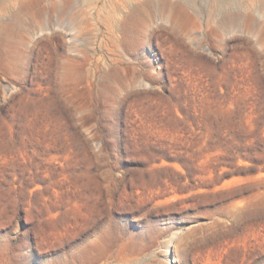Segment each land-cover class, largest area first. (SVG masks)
Segmentation results:
<instances>
[{
	"label": "rangeland",
	"instance_id": "obj_1",
	"mask_svg": "<svg viewBox=\"0 0 264 264\" xmlns=\"http://www.w3.org/2000/svg\"><path fill=\"white\" fill-rule=\"evenodd\" d=\"M0 264H264V0L0 2Z\"/></svg>",
	"mask_w": 264,
	"mask_h": 264
},
{
	"label": "bare ground",
	"instance_id": "obj_2",
	"mask_svg": "<svg viewBox=\"0 0 264 264\" xmlns=\"http://www.w3.org/2000/svg\"><path fill=\"white\" fill-rule=\"evenodd\" d=\"M2 1H4V0H0V2H2ZM215 1H216V3H225V4L229 5V0H215ZM145 18H147V17H144V19ZM232 18H233V16L230 13H228V14H226V16L224 17L223 20H224V22H228Z\"/></svg>",
	"mask_w": 264,
	"mask_h": 264
}]
</instances>
